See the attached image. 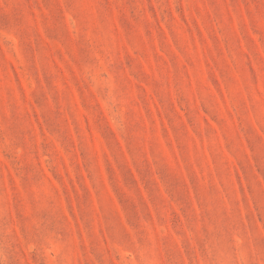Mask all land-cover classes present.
I'll return each mask as SVG.
<instances>
[{"label":"rangeland","instance_id":"obj_1","mask_svg":"<svg viewBox=\"0 0 264 264\" xmlns=\"http://www.w3.org/2000/svg\"><path fill=\"white\" fill-rule=\"evenodd\" d=\"M0 264H264V0H0Z\"/></svg>","mask_w":264,"mask_h":264}]
</instances>
